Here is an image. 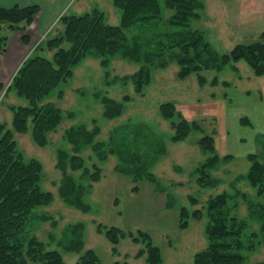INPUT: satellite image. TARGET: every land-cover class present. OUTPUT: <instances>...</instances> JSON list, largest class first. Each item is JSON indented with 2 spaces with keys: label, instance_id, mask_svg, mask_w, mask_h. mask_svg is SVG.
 Here are the masks:
<instances>
[{
  "label": "rangeland",
  "instance_id": "374dc122",
  "mask_svg": "<svg viewBox=\"0 0 264 264\" xmlns=\"http://www.w3.org/2000/svg\"><path fill=\"white\" fill-rule=\"evenodd\" d=\"M158 1L161 17L157 29L161 33L198 30L219 55L238 44L264 42V0H197L203 8L198 11L200 16L191 18L188 28L166 24L173 11L165 7L164 0ZM79 2L73 5L77 6L76 10H69L70 14L82 15L98 7L107 23H120L121 13L112 5V0ZM65 14L52 19L43 31L34 23L26 32L30 36L27 44L20 41V33L11 32L6 24L0 31V36L8 37L7 50L0 55V123L13 132L15 150L22 156L11 162L37 161V187L49 194L48 200L37 201L26 210L24 231L16 238L27 247L35 244L42 251L56 250L65 264H76L90 250L102 264H146V254H137L145 249L144 244L134 242L129 236L145 232L159 248L162 264H192L194 255L208 245L206 201L224 192L233 196L228 200V210L245 221L239 238H227L231 251L243 257V264H264V233L249 217L242 196L236 193L237 190L244 192L250 201L264 204V198L244 179L250 166L248 154L264 160V78L255 76L251 66L239 60L229 62L220 71H203L201 75L207 82L201 85L194 72L179 79L178 66L172 62L166 67L150 66L151 82L142 94H136L132 81L122 78L135 73L138 64L114 57L106 71L99 59L88 56L76 66L73 76L42 102L53 103L63 117L48 132L47 143L40 144L33 137L30 121L26 130L13 131V109L27 106L28 102L9 90V85L23 59L62 30L60 17ZM135 32V27L126 30L129 37ZM13 52L15 55L11 58ZM44 52V56H51V52ZM215 77L218 82L212 84ZM224 81L230 83L229 88L223 87ZM103 96L119 102L125 96L131 99L123 103L118 116L109 119L103 117L100 101ZM167 101L175 103L185 119L196 121L200 131L193 130L185 140L172 142L171 121L162 119L158 113L160 104ZM237 116L247 117L249 124L236 125L232 121L226 135L225 117ZM178 119L175 115L174 120ZM79 125L91 131L97 126L99 131L90 144L81 142L79 151H71L65 131ZM203 135L215 136L220 156H231L213 171L216 183L207 187L199 186L194 174L208 156L198 145ZM60 150L69 154L67 161ZM126 153L149 154V173L154 180L149 181L146 176L137 179L128 174L133 167L128 164L130 158H125ZM71 155L83 157V168H76L78 162L70 159ZM122 161L127 163L120 172L118 166ZM94 174H98L97 178ZM238 176H243V180L237 181ZM78 188H81L79 196L76 195ZM190 196L197 199L196 205L190 203ZM182 207L188 208L186 228L181 227ZM195 210L202 212L196 216ZM112 227L124 234L116 244L107 238ZM27 264L33 263L28 260Z\"/></svg>",
  "mask_w": 264,
  "mask_h": 264
},
{
  "label": "trees",
  "instance_id": "16d2710c",
  "mask_svg": "<svg viewBox=\"0 0 264 264\" xmlns=\"http://www.w3.org/2000/svg\"><path fill=\"white\" fill-rule=\"evenodd\" d=\"M112 5L121 13L118 25L107 23L104 12L98 7L82 15L65 14L60 17L62 30H59L56 36L49 37L44 45L36 46L37 50L34 49L33 55L24 59L9 85V90L26 98L28 102L27 106L12 108L15 111L12 121L13 131L26 130L30 121L33 137L40 144L45 145L48 132L60 124L63 116L60 108L55 107L53 103L42 104V102L51 91L61 83L67 82L73 76L76 66L88 56L99 59L100 65L106 71L114 57L138 64L139 68L135 73L122 78L132 81L136 94H142L144 87L151 82L150 66L166 67L172 62L178 66L179 79H185L194 72L198 75L201 85L207 82L201 75L203 71L212 69L220 71L229 62L239 60H245L251 66L255 76L264 78L263 41L238 44L228 53L219 55L198 30L184 29L168 34L159 32L157 28H159L161 7L158 0H112ZM164 5L173 11L165 23L181 28H188L191 18L200 16L198 11L203 8V4L197 0H164ZM38 13L39 7L36 5L0 7V31L6 24L11 32L20 33V41L27 44L30 36L26 32ZM131 27H135L136 32L129 37L126 30ZM7 45L8 37L0 36V55L6 52ZM44 50L47 53L51 52V56H44ZM217 80V77L213 78L212 84H216ZM223 85L224 88H229L230 83L224 81ZM129 99L131 98L125 96L119 102L103 96L100 99L104 108L103 117L112 119L118 116L123 103L128 102ZM158 113L162 119L171 121L172 142L178 143L185 140L193 130L200 131L201 127L196 121L185 119L173 102L167 101L160 104ZM175 115L178 116V120H174ZM243 122L248 121L244 119ZM93 131L88 130L84 125L72 126L66 130L64 136L65 140L72 145L71 151L77 149L79 151L81 142L90 144L99 131L98 127L95 126ZM198 145L208 156L195 169L196 182L201 187L213 186L216 183L212 175L213 171L231 157L230 155L220 156L217 153L215 139L211 135L200 137ZM59 153L64 156L65 161L68 160L69 154L64 150H60ZM126 154L125 158H130L128 164L130 163L129 165L133 167L127 171L128 174L134 175L133 177L137 179H145L146 176L147 180H154L149 173L151 164V160L147 158L149 154L145 156ZM16 157L20 159L22 156L15 150L13 132L0 123V264H27L28 260H31L33 264H65L62 255L56 250L42 251L35 244H29L27 247L16 238L17 234L24 231L26 210L29 211L37 201L48 200L49 195L37 187L38 172L35 170H39L37 167L39 163L34 160L28 164L12 163L11 161H16ZM69 158L77 160L76 168H83V157L71 155ZM247 159L250 166L244 179L256 189L258 196L264 198V160H260L256 154H248ZM126 163L125 161L119 163L120 172ZM97 175L94 174V178H97ZM236 180H243V176H238ZM236 193L242 196L246 202L249 217L264 233V204L250 201L244 192L237 190ZM80 194L81 188H78L76 195ZM231 197L233 196L223 192L209 197L206 201L205 208L209 217L206 230L208 245L194 255L192 264H243V257L231 251L232 245L227 240L228 237L239 238L245 226V221L239 220L227 208ZM189 201L195 205L198 203L193 196H190ZM187 212L186 207L180 210L182 228L188 225ZM201 212L193 211L196 216ZM113 234L116 236L115 239ZM122 235H124L122 231L116 227L110 228L107 232V238L113 244H116ZM129 236L134 242L144 244L145 249H141L137 254L138 256L146 254V264H162L159 248L151 243L148 233L137 232L136 236L130 233ZM239 244L237 242V245ZM24 250L27 251L24 252ZM34 250L37 252L34 253ZM76 264H102V262L98 255L90 250Z\"/></svg>",
  "mask_w": 264,
  "mask_h": 264
},
{
  "label": "crops",
  "instance_id": "0c3cea01",
  "mask_svg": "<svg viewBox=\"0 0 264 264\" xmlns=\"http://www.w3.org/2000/svg\"><path fill=\"white\" fill-rule=\"evenodd\" d=\"M79 1L80 0H0V7L10 8L14 5H19L21 7L31 6V5L38 6L39 7V13L36 16L35 21L32 23L31 27H33L34 23H35L38 26L36 28H40L41 31H43V29H45V27L48 26V24H50L52 19H56L57 17L61 16L62 14H65V13L70 14L69 10L72 8H75V10H76L77 6H73V5L75 3L79 4L80 3ZM9 55H11V54L9 53ZM14 55H15V53L13 55H11V58ZM0 78H2V76ZM244 119L248 121L247 117L237 116V117H235V119H230L228 117H225L226 126H227L226 128H228L230 126L232 127V121H234V123L236 125H238V124L244 125V126L248 125L249 121L244 123L243 122ZM229 121H230V125H229ZM263 123H264V121H263ZM229 129L230 128L225 129V131L227 130L226 135L228 134ZM215 148H216V142H215ZM221 151L223 152V150H221ZM222 165H224V163Z\"/></svg>",
  "mask_w": 264,
  "mask_h": 264
}]
</instances>
